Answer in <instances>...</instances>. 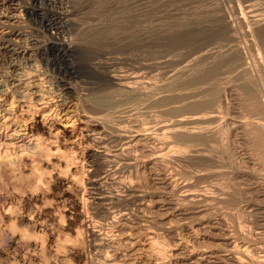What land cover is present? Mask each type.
Masks as SVG:
<instances>
[{"label": "rangeland", "instance_id": "obj_1", "mask_svg": "<svg viewBox=\"0 0 264 264\" xmlns=\"http://www.w3.org/2000/svg\"><path fill=\"white\" fill-rule=\"evenodd\" d=\"M15 3L18 10L13 12L15 17L12 13L4 14L13 15L9 20L14 24L11 26L22 32L18 44L25 49L30 47L28 52L32 55L30 59L22 57L27 59L25 62L20 58L22 65L19 59V64L14 61L23 71L19 69L12 76L0 77L3 89L0 125L18 123L20 132L25 133L23 137L30 134L33 142L39 140L50 147L45 154L22 156L24 159L19 160L22 163L16 161L12 166H0V264H264L261 257L264 256V133H260L264 130L256 124L258 120L259 123L264 121V46L256 33L258 28L264 29V0H16ZM253 3L256 8L249 13L248 8H252ZM4 11V7H0V13ZM253 12L255 15H251ZM215 16L220 17L219 22ZM245 17L247 23L242 20ZM252 18H258L253 21L255 24ZM185 19L206 28L193 26ZM211 20L215 21L214 25ZM160 22L174 25L168 28L176 32V26L179 31L174 32L175 36L160 40L159 34L152 32ZM47 23L59 27L56 40L51 37L53 30L45 27ZM181 25L189 30V35L187 29L179 27ZM5 26L0 23V34L7 30ZM182 30L186 34L180 32ZM194 30L205 33L196 34ZM250 31L256 32L251 35ZM251 38L257 40L251 41ZM61 39L70 42L72 48L64 50ZM33 44L37 46L34 48ZM230 46H234L233 51L229 50ZM203 49L215 54H206ZM198 53H202L200 57ZM4 55L0 75L9 70L10 58L7 53ZM183 67L187 68L185 72ZM111 75L123 77V85H129L132 91L129 97L116 93L118 85L112 82ZM71 82L72 93L62 90L71 86ZM63 83L69 85L63 87ZM195 87L202 89L183 95L178 101L175 97L176 102L204 99L203 102L208 101L204 106L168 112V107L177 104L175 98L159 102L162 104L152 103V97L158 94L184 93L196 90ZM39 88L45 100L33 94L32 90ZM104 99L109 100H106L108 105L101 101ZM95 102L101 106L90 107L93 103L96 106ZM257 105L261 110L256 109ZM196 109L208 113L216 110L218 120L207 123L214 127L204 124L208 131L201 141L189 140L187 144L182 136L174 140V133L168 134L173 128V118ZM85 114H97L98 119H89ZM182 148L186 154L172 156L173 150L178 153ZM53 150L55 154L50 152ZM160 150L168 154L166 157L163 154L166 159L158 154ZM196 150L207 153L206 158L202 153L197 155ZM28 156L33 157L32 160ZM96 177L103 184L99 180L100 183L93 185ZM129 183L132 191L127 189ZM181 186L190 189L184 193L179 189ZM190 190L196 195H191ZM201 194L204 195L201 197ZM190 197L195 198L194 201ZM237 247L242 248L243 253ZM237 252V257L243 256L244 261L235 257ZM246 253L249 256H244ZM257 254L263 260L258 259Z\"/></svg>", "mask_w": 264, "mask_h": 264}, {"label": "bare ground", "instance_id": "obj_2", "mask_svg": "<svg viewBox=\"0 0 264 264\" xmlns=\"http://www.w3.org/2000/svg\"><path fill=\"white\" fill-rule=\"evenodd\" d=\"M19 1V0H18ZM172 1V0H171ZM177 1V0H176ZM252 1H255V0H252ZM16 2V0H0V7H2V9H3V7H4V12L3 13H0V23L1 24H3V25H7V26H5V27H7L6 29L7 30H5L3 33H1L0 34V61H1V56H3L4 54H8V55H6V56H8L9 58H10V60H9V63H8V68H9V70L8 71H3L4 72V74L2 73L1 75H0V77H8V76H12L13 74V72L15 73V72H17L19 69H21V66L19 67L18 66V59H19V62H20V65H22L21 64V61H20V58H22V57H26L27 59H30L31 58V53H29L28 51H29V49H31L30 47H29V49H28V47H27V49H25L26 47L24 46H21V45H19L18 44V42H20L21 40H22V32H19L18 30H16V29H14V27H12L11 26V22L9 21V20H12L11 18L13 17V15H14V17H15V14L13 13L14 11H16L17 10V3H15ZM180 2V1H179ZM251 2V1H250ZM20 3H21V1H20ZM164 3V2H163ZM178 3V2H177ZM142 4H144V3H142ZM181 4V3H180ZM186 4V3H185ZM245 4V3H244ZM29 5V4H28ZM140 5V4H139ZM173 5V4H172ZM240 5V4H239ZM253 5V6H252ZM251 6H252V8H248V6H246L247 8H248V11L250 10L251 12H252V9H254V8H256L255 6H254V3L252 4ZM135 6H137V4L135 5ZM174 6V5H173ZM181 6V5H180ZM184 6V5H183ZM217 6V5H216ZM219 6V5H218ZM26 7V6H25ZM29 7V6H28ZM35 7V6H34ZM37 7H39V6H37ZM166 7V6H165ZM177 7V6H176ZM206 7V6H205ZM250 7V6H249ZM254 7V8H253ZM259 7V6H258ZM257 7V8H258ZM36 8V7H35ZM136 8V7H135ZM138 8H139V6H138ZM144 8V7H143ZM174 8H175V6H174ZM180 8V7H179ZM203 8V7H202ZM214 8V7H213ZM41 9V8H40ZM172 9V8H171ZM170 9V10H171ZM216 9V8H215ZM243 9V8H242ZM18 11V10H17ZM177 11V10H176ZM185 11V10H184ZM203 11V10H202ZM210 11H212V10H210ZM243 11V10H242ZM250 11H249V13H250ZM12 13L13 15H11V16H6L4 13ZM67 12V11H66ZM141 12V11H140ZM166 12V11H165ZM207 12V11H206ZM206 12H204L205 13V15H207L208 16V14H206ZM216 12H217V9H216ZM219 12V11H218ZM255 12V11H254ZM254 12H253V14L251 13V15H255L254 14ZM257 12V11H256ZM262 12V11H261ZM43 13V12H42ZM65 13V12H64ZM164 13V12H163ZM162 13V14H163ZM180 13V12H179ZM208 13H209V11H208ZM211 13V12H210ZM213 13H215V12H213ZM213 13H212V15H213ZM17 14V13H16ZM25 14V13H24ZM62 14V13H61ZM69 14V13H68ZM142 14V13H141ZM180 14H182V13H180ZM240 14V13H239ZM238 14V15H239ZM243 14V13H242ZM257 15L258 14H261V13H256ZM200 15L202 16L203 15V13L201 14L200 13ZM204 15V16H205ZM211 15V16H212ZM214 15H216V14H214ZM238 15H236L237 17H238ZM245 15L247 16V14L245 13ZM250 15V14H249ZM250 15V16H251ZM262 15V14H261ZM260 15V16H261ZM184 16V15H183ZM222 16V15H221ZM244 17V15H241V17ZM249 16V17H250ZM260 16H259V18H260ZM13 17V18H14ZM176 17V16H175ZM206 17V16H205ZM205 17H203V20H204V18ZM216 17V16H215ZM242 17V18H243ZM30 18V17H29ZM51 18V17H50ZM68 18V17H67ZM185 18V17H184ZM197 18V17H196ZM195 18V19H196ZM198 18H199V15H198ZM197 18V19H198ZM200 18H202V17H200ZM211 19H214V17L212 18V17H210ZM220 18L219 16L218 17H216L215 19L216 20H218V19ZM239 18V17H238ZM241 18V19H242ZM248 18V17H247ZM254 18V17H253ZM252 18V19H253ZM21 20H22V18H20ZM35 19V18H34ZM60 19V18H59ZM70 19H72V18H70ZM164 19V18H163ZM166 19V18H165ZM176 19V18H175ZM194 19V20H195ZM207 19V18H206ZM214 19V20H215ZM222 20L224 19V17L223 18H221ZM250 19V18H249ZM255 19H258V18H255ZM255 19H253L251 22H255ZM262 19V18H261ZM261 19H259V20H261ZM40 20V19H39ZM191 20H193V19H191ZM229 20V19H228ZM227 20V21H228ZM238 20V19H237ZM240 20V19H239ZM238 20V21H239ZM242 20H245V23H247L246 22V17L244 18V19H242ZM241 20V21H242ZM24 21V20H23ZM35 21V20H34ZM62 21V20H61ZM71 21V20H70ZM75 21V20H74ZM172 21V20H171ZM185 21L186 22H190L191 23V21H190V19L187 21V19H185ZM197 21V20H196ZM206 21V20H205ZM204 21V22H205ZM212 21V20H211ZM224 21H225V19H224ZM238 21L236 22V23H238ZM249 21V20H248ZM264 21V20H263ZM9 22V23H8ZM29 22V21H28ZM64 22V21H63ZM168 22V21H167ZM170 22V21H169ZM186 22L184 23V24H186ZM194 22V21H193ZM191 23L193 26L194 25H197V24H194V23H196V22H194V23ZM198 22V21H197ZM201 22V24H202V21H200ZM203 22V24L205 25V23ZM207 22V21H206ZM213 22V21H212ZM215 22V21H214ZM213 22V24L212 25H214L215 23ZM217 22V21H216ZM218 22H219V20H218ZM222 22V21H221ZM243 22V21H242ZM253 22V23H254ZM79 23H81V22H79ZM171 23V22H170ZM190 23H189V26H190ZM199 23V22H198ZM227 23V22H226ZM240 23V22H239ZM238 23V24H239ZM248 23H250V22H248ZM257 23H258V21H257ZM27 24H29V23H27ZM36 24V23H35ZM56 24V23H55ZM75 24V23H74ZM175 24H177V22L175 23ZM179 24V23H178ZM207 24H208V22H207ZM210 24V23H209ZM210 24V25H211ZM225 24V23H224ZM233 24V23H232ZM242 24V23H241ZM250 24H252V23H250ZM249 24V25H250ZM255 24V23H254ZM258 24H260V23H258ZM12 25H14V24H12ZM37 25V24H36ZM46 26L45 27H47V30L48 29H51V30H53V31H51V37L53 38V39H55L56 37H57V35L59 34V27H56V26H51L52 24H49V23H47V24H45ZM72 25V24H71ZM168 25H170V27H173V26H171V24H169V23H165V22H160V23H157V27H155V29H153V33H157V34H159V36H160V40H162L163 39V41H164V39H168L169 37H172V35H174L176 32H178L179 31V29H177V27L175 26V29L176 30H178V31H174V30H172V29H170V28H168ZM192 25L190 26L191 28H192ZM200 25V24H199ZM199 25H197V26H199ZM218 24L216 23V26H217ZM248 25V24H247ZM262 25V24H261ZM30 26V25H29ZM39 26V25H38ZM178 26V25H177ZM188 26V25H187ZM202 25H200V27H201ZM216 26H215V28H216ZM233 26V25H232ZM26 27V26H25ZM35 27V26H34ZM61 27V26H60ZM179 27H182V25L181 26H179ZM178 27V28H179ZM190 27H189V29H190ZM200 27H199V29H200ZM221 27V26H220ZM228 27V26H227ZM251 27H252V25H251ZM251 27L249 28V26H248V28H249V30L251 29ZM253 27H254V25H253ZM252 27V28H253ZM256 27H257V25H256ZM22 28H24V27H22ZM37 28V27H36ZM36 28H34V29H36ZM70 28V27H69ZM182 28H184L185 29V27H182ZM196 29H197V27H195ZM202 28V27H201ZM205 28H206V25H205ZM204 27L202 28L203 30L205 29ZM208 28V30H209V27H207ZM214 28V29H215ZM247 28V29H248ZM21 29V28H20ZM64 29V28H63ZM174 29V28H173ZM183 29V30H184ZM187 29V28H186ZM185 29V30H186ZM202 29H200V30H202ZM213 29V28H212ZM211 29V30H212ZM218 29V28H217ZM216 29V30H217ZM256 29V28H255ZM31 30H33V29H31ZM180 30H181V28H180ZM183 30L182 31H180V32H183ZM184 30V31H185ZM188 30V29H187ZM198 31V32H200V33H205V31H203V32H201V31ZM211 30H209V31H211ZM254 30V29H253ZM42 31V30H41ZM191 31V30H190ZM193 31V30H192ZM191 31V32H192ZM197 31V30H196ZM213 31V30H212ZM175 32V33H174ZM188 32H189V30H188ZM187 32V33H188ZM197 32V33H198ZM215 32V31H214ZM223 32V31H222ZM226 32V31H225ZM247 32V31H246ZM251 32V31H250ZM256 32V31H255ZM255 32L253 31V32H251V33H249V34H251L252 35V33H254L255 34ZM142 33V32H141ZM183 33H185V32H183ZM194 33H196L195 32V30H194ZM196 33V34H197ZM243 33V32H242ZM244 33H245V31H244ZM248 33H246V35H248V36H250ZM257 35H258V38H259V40H260V42H261V44L264 46V29L263 28H258V30H257ZM27 34H29V33H27ZM34 34V33H33ZM186 34V33H185ZM185 34H182V35H184V38H185ZM190 34V32L188 33V35ZM192 34V33H191ZM199 34V33H198ZM211 34V33H210ZM214 34V33H213ZM216 34V33H215ZM218 34V33H217ZM179 35H181V33L179 34ZM195 35V34H194ZM206 35V34H205ZM221 35V34H220ZM232 35V34H231ZM245 35V36H246ZM48 36V35H47ZM175 36V35H174ZM227 36V35H226ZM256 36V35H255ZM34 37V36H33ZM59 37H61V36H59ZM250 37H252V36H250ZM13 38H15V39H13ZM25 38V37H24ZM36 38V37H35ZM143 38H145V36L143 37ZM183 38V37H182ZM187 38V37H186ZM245 38H247V37H245ZM17 39V40H16ZM41 39V38H40ZM59 39V38H58ZM179 39V38H178ZM189 39V38H188ZM229 39V38H228ZM254 39H256V38H253V40H252V38H251V41H254ZM29 40V39H28ZM42 40V39H41ZM56 40V39H55ZM62 40V39H61ZM182 40V39H181ZM185 40V39H184ZM231 40V39H230ZM236 40V39H235ZM249 40V39H248ZM257 40V39H256ZM38 41H40V40H38ZM48 41L50 42V41H52L51 39L49 40L48 39ZM67 41V40H66ZM66 41H61L62 43H63V45H61V47L64 49V50H68V49H70V48H72V46H71V44H70V42H66ZM170 41V40H169ZM172 41V40H171ZM170 41V42H171ZM48 42V43H49ZM53 42V41H52ZM55 42V41H54ZM60 42V41H59ZM227 42V41H226ZM226 42H224V43H226ZM256 42V41H255ZM254 42V43H255ZM33 43V42H32ZM46 43V42H45ZM56 43V42H55ZM54 43V44H55ZM259 43V42H258ZM36 44V43H35ZM57 44H58V42H57ZM179 44V43H178ZM221 44V43H220ZM260 44V43H259ZM39 46H40V44H38ZM51 45H53V44H51ZM218 45V44H217ZM224 45V44H223ZM226 45V44H225ZM231 45V44H230ZM234 45V44H233ZM236 45V44H235ZM252 45V44H251ZM35 46H37V45H35ZM35 46H34V44H33V47L35 48ZM38 46V47H39ZM42 46V45H41ZM209 46V45H208ZM227 46V45H226ZM44 47V46H43ZM42 47V48H43ZM59 47V46H58ZM214 47V46H213ZM231 48L229 49V50H232V48L234 47V46H230ZM46 48V47H45ZM45 48H44V50H45ZM50 48V47H49ZM203 48V47H202ZM205 48V47H204ZM207 48V47H206ZM209 48V47H208ZM221 48V47H220ZM228 48V47H227ZM238 48V47H237ZM61 49V48H60ZM74 50H75V48H73ZM80 49V48H79ZM79 49H77V50H79ZM209 49H211V48H209ZM213 49V48H212ZM202 50V49H201ZM204 51L206 50V49H203ZM223 50V49H222ZM236 50V49H235ZM35 51V50H34ZM36 51H38V50H36ZM207 51V50H206ZM205 51V52H206ZM224 51V50H223ZM233 51V50H232ZM72 52V51H71ZM219 52H220V50H219ZM222 52V51H221ZM231 52V51H230ZM208 52H206V54H207ZM209 53H214V51H210ZM208 53V54H209ZM202 54V53H201ZM201 54L199 55V53H198V55H199V57L201 56ZM205 53H204V57H206L207 55H206ZM215 54V53H214ZM214 54H212V55H214ZM223 54H226L225 52L223 53ZM229 54V53H228ZM227 54V55H228ZM217 55V54H216ZM215 55V56H216ZM5 56V55H4ZM3 56V57H4ZM209 56V55H208ZM220 56H223V55H220ZM182 57V56H181ZM224 57V56H223ZM7 58V57H6ZM5 58V59H6ZM194 58V57H193ZM196 58V57H195ZM194 58V59H195ZM214 58V57H213ZM8 59V58H7ZM26 59V60H27ZM34 59H35V56H34ZM33 59V60H34ZM168 59V58H167ZM198 58H196V60H197ZM205 59V58H204ZM203 59V60H204ZM3 60V59H2ZM17 61V63L18 64H16L14 61ZM22 60H23V58H22ZM26 60H23L24 62L26 61ZM170 60V59H169ZM200 60L202 61V59L200 58ZM213 60V59H212ZM36 61V60H35ZM162 61V60H161ZM191 61V60H190ZM189 61V62H190ZM195 60H192V62H194ZM5 62V61H4ZM160 62V61H159ZM164 62V61H163ZM162 62V63H163ZM188 62V63H189ZM192 62H190L191 64H192ZM3 62L1 61V64H2ZM28 63H30V64H32L33 63V61H32V63L31 62H28ZM27 62H26V64H28ZM181 63V62H180ZM189 63V64H190ZM5 64H7V63H5ZM3 65V64H2ZM33 65V64H32ZM31 65V66H32ZM34 65H35V63H34ZM33 65V66H34ZM186 65H188V64H186ZM185 65V66H186ZM37 66V65H36ZM184 66V65H183ZM4 67V66H3ZM27 67V66H26ZM39 67V66H38ZM182 67V66H181ZM180 67V68H181ZM187 68H188V66H186ZM185 67V68H186ZM23 68V67H22ZM35 68V67H34ZM184 68V67H183ZM185 68H184V72L186 71L185 70ZM186 68V69H187ZM190 68V67H189ZM244 68V67H243ZM2 69V68H1ZM0 69V70H1ZM38 69V68H37ZM190 69H192V68H190ZM4 70V69H3ZM22 70V69H21ZM28 69H26V71H27ZM76 70V69H75ZM179 70H181V72H183L182 70L183 69H179ZM243 70V69H242ZM245 70V69H244ZM243 70V71H244ZM23 71V70H22ZM26 71H25V73H26ZM31 71V70H30ZM246 71V70H245ZM2 72V71H1ZM19 72V71H18ZM36 72V71H35ZM76 72V71H75ZM8 73V74H7ZM53 73V72H52ZM6 74V75H5ZM12 74V75H11ZM16 74V73H15ZM21 74V73H20ZM51 74V73H50ZM55 74V73H54ZM41 75V74H40ZM49 75V74H48ZM56 75V74H55ZM22 76V75H21ZM27 76V75H26ZM52 76V75H51ZM65 76V75H64ZM20 77V76H19ZM46 77V76H45ZM53 77V76H52ZM58 77V76H57ZM14 78V77H13ZM13 78H11V79H13ZM27 78V77H26ZM31 78V77H30ZM48 78V77H47ZM9 79V78H8ZM15 79H16V77H15ZM28 79V78H27ZM35 79V78H34ZM46 79V78H45ZM66 79H68L67 77H66ZM123 77H119V76H115V75H111V80H112V82L114 83V84H116V85H118V87L116 88L117 90H119V91H116V93L117 92H120L122 95H125V97H126V95H127V97H129V95L130 94H132V91L131 90H129V88H130V86L129 85H123L125 82H123ZM3 80V79H2ZM4 80H6V81H8L7 79H5L4 78ZM20 80H22V79H20ZM52 80V79H51ZM62 80V79H61ZM64 80V79H63ZM5 81V82H6ZM10 81V80H9ZM12 81H14V80H12ZM32 81V80H31ZM55 81V80H54ZM59 81V80H58ZM4 82V84H6ZM49 82V81H48ZM73 82V81H72ZM72 82H71V86H66V87H64L63 85H66V84H68V83H63L62 84V86L64 87V88H62V90L63 89H66L69 93H72ZM111 82V81H110ZM111 82V83H112ZM127 82H129V81H127ZM12 83V82H11ZM18 83V82H17ZM16 83V84H17ZM19 83H21V81H19ZM39 83V82H38ZM50 83V82H49ZM48 83V84H49ZM75 83V82H74ZM73 83V84H74ZM3 84V85H4ZM15 84V85H16ZM25 84V83H24ZM35 84V83H34ZM46 84V83H45ZM47 84V85H48ZM56 84V83H55ZM107 84V83H106ZM19 86H20V84H18ZM22 85V84H21ZM69 85V84H68ZM113 85V84H112ZM1 86H2V82H0V93H1V91L3 90V89H1ZM23 86V85H22ZM44 86V85H43ZM42 86V87H43ZM54 86V85H53ZM206 86V85H205ZM8 87V86H7ZM16 87H18V86H16ZM52 87V86H51ZM59 87V86H58ZM76 87V86H75ZM116 87V86H115ZM10 88V87H9ZM14 88V87H13ZM24 88V87H23ZM34 88H35V86H34ZM41 88V87H40ZM40 88L39 89H37L36 91H34V90H32L33 91V94H35V95H37V97H39V99L41 98V99H44V97L42 98V93H40V92H42V90H40ZM107 88V87H106ZM111 88H113V87H111ZM196 88V87H195ZM194 88V89H195ZM29 89V88H28ZM43 89V88H42ZM172 89V88H171ZM198 88H196V90H193V89H191V90H188L187 92H185V91H183L184 93H179V91L177 92V93H171V94H167V95H161L160 96V94H158L159 96H157V97H152V103H159V102H162V101H165V100H167V99H169L170 100V98H175V97H177V101H178V98H179V100H180V97H183V95H185L186 96V94H193V93H197V91H200L202 88H200L199 90H197ZM203 89H205V88H203ZM10 90V89H9ZM16 90V89H15ZM65 90V91H66ZM76 89H74V91H75ZM112 90V89H111ZM115 90V89H114ZM161 90H165V89H161ZM174 90V89H173ZM175 90H176V88H175ZM180 90V89H179ZM183 90V89H182ZM17 91V90H16ZM25 91V90H24ZM46 91V90H45ZM105 91H108V90H105ZM205 91V90H204ZM245 91V90H244ZM4 92V91H3ZM15 92V91H14ZM58 92V91H57ZM85 92V91H84ZM110 92V91H109ZM115 92V91H114ZM170 92V91H169ZM175 92V91H174ZM182 92V91H181ZM201 92H203V91H201ZM17 93V92H16ZM48 93V92H47ZM46 93V94H47ZM55 93V92H54ZM63 93V92H62ZM67 93V92H66ZM99 93H101V92H99ZM103 93V92H102ZM107 93V92H106ZM106 93L104 94V95H106ZM113 93V92H112ZM115 93V94H116ZM154 93V92H153ZM152 93V94H153ZM166 93H167V91H166ZM165 93V94H166ZM248 93V92H247ZM250 93H251V90H250ZM2 94V93H1ZM4 94V93H3ZM6 94V93H5ZM15 94V93H14ZM24 94V93H23ZM23 94H21V92H20V95H22L23 97H24V95ZM76 94V93H75ZM114 94V93H113ZM150 94V93H149ZM249 94V93H248ZM253 94V93H252ZM45 95V94H44ZM43 95V96H44ZM59 95V94H58ZM65 95V94H64ZM100 95V94H99ZM146 95H148V94H146ZM157 95V94H156ZM198 95V94H197ZM197 95H196V97H197ZM251 95V94H250ZM71 96V95H70ZM75 96V95H74ZM73 96V97H74ZM78 96V95H77ZM84 96V95H83ZM107 96V95H106ZM105 96V97H106ZM115 96V95H114ZM188 96V95H187ZM15 97V96H14ZM21 97V96H20ZM64 97V96H63ZM80 97V96H79ZM94 97H95V95H94ZM93 97V98H94ZM120 97V96H119ZM118 97V98H119ZM189 97V99H190V96H188ZM199 97V96H198ZM205 97V96H204ZM72 98V97H71ZM90 98V97H89ZM104 98V97H103ZM108 98V97H107ZM110 98V97H109ZM150 98V97H149ZM184 98V97H183ZM182 98V99H183ZM191 98H192V96H191ZM34 99V98H33ZM38 99V98H37ZM37 100V101H40V100ZM56 99V98H55ZM97 99V98H96ZM100 99H101V97H100ZM185 99H186V97H185ZM196 99V98H195ZM194 98L191 100H188V101H185V103H184V101H182V103L183 104H178L177 102H176V98L174 99V101L178 104H176L175 106L173 105V106H170V107H168V112H173V111H179L180 109L182 110V109H187L188 108V110H190L189 108L190 107H194V108H197V107H200L201 105H203L204 104V102H203V100L204 99H202V100H195ZM199 99V98H198ZM201 99V98H200ZM206 99H209V98H207L206 97ZM12 100V99H11ZM30 100V99H29ZM45 100V99H44ZM63 100H65V99H63ZM62 100V101H63ZM85 100H87V98L85 99ZM93 100V99H92ZM92 100H91V102H92ZM97 100H99V99H97ZM107 99H104V100H101V101H103L104 103H105V101H106ZM117 100V99H116ZM3 101V100H2ZM5 101V100H4ZM36 101V100H35ZM36 101V102H37ZM100 101V100H99ZM107 101H109V100H107ZM106 101V105H108L107 102ZM112 101H114V99L112 100ZM120 101H121V99H120ZM42 101H40L39 103H41ZM44 102V101H43ZM50 102V101H49ZM90 102V103H91ZM115 103H116V101H114ZM168 102V101H167ZM170 102V101H169ZM173 102V101H172ZM207 100H206V104H207ZM45 103V102H44ZM80 103V102H79ZM96 103V102H95ZM98 103V104H97ZM96 103V106H95V104L93 103L92 105H90V107H92V108H94V109H96L95 107H97L98 105H100L99 104V102H97ZM101 104H104V103H102V102H100ZM1 104V103H0ZM43 104V103H42ZM111 104V103H110ZM109 104V105H110ZM118 104V103H117ZM159 104H162V103H159ZM158 104V105H159ZM62 105H64V104H62ZM81 105H83V104H81ZM80 105V106H81ZM112 105H113V103H112ZM156 104H154V106H155ZM5 106V105H4ZM86 106V105H85ZM101 106V105H100ZM115 106V105H114ZM161 106V105H160ZM204 106V105H203ZM202 106V107H203ZM13 107V106H12ZM99 107V106H98ZM103 107V106H102ZM80 108V107H79ZM5 109H7V108H4L3 110H5ZM13 109V108H12ZM82 109H83V107H82ZM89 109V108H88ZM109 109V108H108ZM256 109L257 110H261V108H260V106L259 105H257L256 106ZM66 110V109H65ZM81 110V109H80ZM79 110V111H80ZM91 110V109H90ZM104 110L106 111V109L104 108ZM127 110V109H126ZM197 110V109H196ZM194 111V110H191V111H193V112H191V111H187V115H184V114H182V116H180V115H178V116H180L179 118L177 117L176 119L175 118H173L174 119V121H172L173 122V124L171 123V121H170V123H171V125H173V128H172V131L170 132V131H167V133L168 132H170V133H168V134H170V135H172V132L174 133L173 135H175L176 137H175V139L173 138V137H169V138H173L174 140H176V138H177V136H182L185 140H187V141H185L184 139V141L187 143V144H189V140H202L201 139V137H204L205 136V134L206 133H204L210 126H211V124L208 126V122H216L215 120H218L217 119V116L218 115H216L215 114V111H214V113H211V112H202V111H200V110H202V109H200V110H197V111ZM7 111V110H6ZM58 111V110H57ZM86 111V110H85ZM184 111V110H183ZM5 112V111H4ZM87 112H88V110H87ZM96 112V111H95ZM99 112V111H98ZM98 112H96V113H98ZM113 112H114V110H113ZM118 112H119V110H118ZM180 112V111H179ZM182 112V111H181ZM92 113V112H91ZM100 113V112H99ZM109 113V112H108ZM115 113V112H114ZM129 113V112H128ZM4 114V113H3ZM9 114V113H8ZM11 114V113H10ZM13 114V113H12ZM64 114V113H63ZM67 114V113H66ZM90 114V113H89ZM116 114H117V112H116ZM120 114V113H119ZM73 115H74V113H73ZM102 115V114H101ZM106 115H107V112H106ZM124 115V114H123ZM126 115H128V114H126ZM46 116V115H45ZM111 116H112V114H111ZM121 116H122V114H121ZM129 116V115H128ZM127 116V117H128ZM2 117V116H1ZM68 117V116H67ZM85 117H89V119L90 118H96V119H98L97 117V114H96V116L94 115V116H92V115H86L85 114ZM113 117H114V114H113ZM116 117H118V116H116ZM109 118V117H108ZM3 119V118H2ZM13 119V118H12ZM105 119V118H104ZM107 119V118H106ZM127 119V118H126ZM81 120V119H80ZM114 120V119H113ZM121 120V119H120ZM240 120H243V119H240ZM245 121H247L246 119H244ZM253 120V119H252ZM6 121V120H5ZM101 121V120H100ZM117 121V120H116ZM119 121V120H118ZM245 121H243V122H245ZM256 121V120H255ZM254 121V122H255ZM248 122V121H247ZM253 121H251L250 123H252ZM253 122V123H254ZM257 122V121H256ZM260 121L258 120V123H256L257 125H258V127L260 126L261 128V130L263 129L264 130V124H261L262 122H264V121H262L261 123H259ZM7 123V122H6ZM71 123V122H70ZM160 123V122H159ZM252 123V124H253ZM0 124H2V123H0ZM72 124V123H71ZM158 124V123H157ZM165 124V126L167 127L168 125L166 124V123H164ZM207 124V127L205 126V125ZM215 124H218L219 125V123H215ZM221 124V123H220ZM244 124V123H243ZM252 124H250L251 125V127H252ZM6 124H3V125H0V166H2V165H4L5 166V164H8L9 166L11 165H14V163H17L16 161H18V162H20L19 160L22 158V156H24V155H29L30 156V154H37V156H38V154H45V152H46V149L49 151V144H48V148L46 147L47 145H44L43 143H40V142H38L39 140H37V139H35V140H37L36 142H33V136L32 135H28V136H25L24 135V137L22 136L23 134H25V133H22L23 131H21L20 132V125L18 124V123H15L14 122V124H13V126H5ZM66 125V124H65ZM108 125H110V124H108ZM223 125V124H222ZM244 125H248V124H244ZM255 125V124H254ZM114 126H116V124L114 125ZM161 126V125H160ZM165 126H163V130L162 131H164V127ZM212 126L214 127V125L212 124ZM211 126V127H212ZM216 126V125H215ZM221 126V125H220ZM219 126V127H220ZM108 127H110V126H108ZM119 127V126H118ZM121 127V126H120ZM119 127V128H120ZM159 127V126H158ZM169 127V126H168ZM172 127V126H171ZM218 127V126H217ZM24 128V127H23ZM111 128V127H110ZM114 128V127H113ZM116 128V127H115ZM146 128V127H145ZM221 128V127H220ZM225 128V127H224ZM256 128V125H255V127H254V129ZM109 129V128H108ZM143 129V128H142ZM159 129V128H158ZM161 129V128H160ZM168 129V128H167ZM171 129V128H170ZM212 129V128H211ZM214 129H216V127L214 128ZM213 129V131L215 132V130ZM219 129V128H218ZM217 129V130H218ZM226 129V128H225ZM57 130V129H56ZM130 130H132V128L130 129ZM139 130V129H138ZM169 130V129H168ZM210 130V129H209ZM220 130V129H219ZM223 130V129H222ZM257 130V129H256ZM142 131V130H141ZM144 131H146V130H144ZM148 131V130H147ZM159 131V130H158ZM166 131V130H165ZM164 131V132H165ZM208 131V130H207ZM260 131V130H259ZM125 132V131H124ZM156 132H157V130H156ZM221 132H223V131H221ZM225 132V131H224ZM258 132V131H257ZM155 133V132H154ZM208 133H211V132H208ZM260 133H264V132H260ZM259 133V134H260ZM27 134V133H26ZM103 134V133H102ZM148 134H150V132L148 133ZM160 134V133H159ZM162 134V133H161ZM165 134V133H164ZM212 134V133H211ZM214 134V133H213ZM90 135V134H89ZM114 135H116V134H114ZM120 135V134H119ZM126 135H127V133H126ZM158 135V134H157ZM169 135V136H170ZM210 134H208V136H209ZM219 135H220V133H219ZM224 134H222V136H223ZM258 135V134H257ZM261 135V134H260ZM264 135V134H263ZM263 135H262V138H263ZM99 136V135H98ZM130 136V135H129ZM128 136V137H129ZM142 136V135H141ZM154 136V135H153ZM152 136V137H153ZM161 136V135H160ZM27 137V138H26ZM52 137V136H51ZM114 137V136H113ZM126 137V136H125ZM151 137V136H150ZM155 137V136H154ZM157 137V136H156ZM162 137H163V134H162ZM161 137V138H162ZM164 137H165V135H164ZM163 137V138H164ZM181 137V138H182ZM259 137V136H258ZM261 137V136H260ZM36 138H39V137H36ZM90 138V137H89ZM93 138V137H92ZM98 138V137H97ZM109 138V137H108ZM121 138H122V135H121ZM140 138V137H139ZM145 138V137H144ZM168 138V137H167ZM179 138V137H178ZM196 138H200V139H196ZM206 138V137H205ZM39 139H41V138H39ZM99 139V138H98ZM117 139V138H116ZM126 139L127 140H129L130 138H127L126 137ZM131 139H132V137H131ZM259 139H261V138H259ZM112 140V139H111ZM121 140V139H120ZM134 140V139H133ZM143 140V139H142ZM157 140H158V138H157ZM159 140H161V139H159ZM90 141H91V139H90ZM95 141V140H94ZM179 141L180 140H178V143H179ZM183 141V142H184ZM102 142H104V141H102ZM129 142H130V140H129ZM131 142H132V140H131ZM142 142V141H141ZM140 142V143H141ZM180 142H182V141H180ZM49 143V142H48ZM121 143V142H120ZM123 143V142H122ZM126 143H128L127 141H126ZM133 143V142H132ZM137 143V142H136ZM140 143H138V144H140ZM191 143V142H190ZM47 144V143H46ZM104 144H106V148H107V143H104ZM103 144V145H104ZM124 144V143H123ZM128 144H130V143H128ZM135 144V143H134ZM137 144V145H138ZM181 144V143H180ZM184 144V143H183ZM182 144V145H183ZM187 144L185 145L184 144V147H186L187 146ZM129 146V145H128ZM132 146V145H131ZM134 146H136V145H134ZM125 147V146H124ZM127 147V146H126ZM125 147V148H126ZM128 148V147H127ZM96 149V148H95ZM117 149H118V147H117ZM117 149H114V150H117ZM119 149H120V147H119ZM131 149V148H130ZM106 150V149H105ZM124 150V149H123ZM128 150V149H127ZM135 150V149H134ZM54 151L55 150H53V151H50L51 153L53 152L54 153ZM57 151V150H56ZM60 151V150H59ZM59 151H57V153H60ZM121 151H122V149H121ZM124 151H126V150H124ZM123 151V152H124ZM130 151V150H129ZM133 151V150H132ZM161 151V150H160ZM174 151L175 150H173V152H172V156L174 155V154H176L177 156H178V154L180 153H184V154H186L187 152L185 151V152H182L183 151V148H182V150H178L177 152L178 153H174ZM197 151V155L198 154H201L202 153V157H204L205 156V158H206V154L207 153H204L203 154V152H199V150H196ZM92 152V151H91ZM111 152V151H110ZM113 152V151H112ZM135 152V151H134ZM133 152V153H134ZM176 152V151H175ZM47 153V152H46ZM50 153V154H51ZM52 153V154H53ZM56 153V152H55ZM54 153V154H55ZM106 153V152H105ZM117 153H118V151H117ZM119 153H122V152H120L119 151ZM127 153V155H128V152H126ZM125 153V154H126ZM130 153V152H129ZM166 153V152H165ZM169 153H171V152H169ZM49 154V153H48ZM51 154V155H52ZM68 154V153H67ZM95 154V153H94ZM103 154V153H102ZM110 154V153H109ZM115 154H116V152H115ZM157 154V153H156ZM155 154V155H156ZM159 155H161V157H162V155L164 154V151H163V154H162V151L160 152V153H158ZM180 154H179V156H180ZM194 154H196V152L195 153H193V154H191V155H194ZM61 155V154H60ZM154 155V154H153ZM154 155V156H155ZM159 155H157V158H158V156ZM165 155V157H166V155H168L167 153L166 154H164ZM164 155H163V157H164ZM175 155V156H176ZM190 154H188V156H189ZM28 156V157H29ZM31 156H33V155H31ZM36 156V157H37ZM46 157L47 156H49V155H45ZM103 156V155H102ZM115 155L113 154L112 155V157H114ZM120 156H122V155H120ZM120 156H117V158L118 157H120ZM123 156H125L124 154H123ZM122 156V157H123ZM136 156V155H135ZM170 156H171V154H170ZM171 156V157H172ZM183 156V155H182ZM185 156V155H184ZM208 156H210V154L209 155H207V157ZM27 157V156H26ZM35 157V156H34ZM92 157V156H91ZM107 157V156H106ZM125 157H127V156H125ZM164 157V158H165ZM168 157V156H167ZM29 158H31V157H29ZM33 158V157H32ZM32 158H31V160H32ZM40 158V157H39ZM45 158V157H44ZM43 158V159H44ZM115 158V157H114ZM124 158V157H123ZM131 158V157H130ZM133 158V157H132ZM152 158H153V156H152ZM174 158V157H173ZM176 158V157H175ZM179 158H183V157H179ZM185 158V157H184ZM24 159V158H23ZM23 159H21V160H23ZM119 159H121V158H119ZM126 160H127V158H125ZM125 159H121V160H125ZM136 159V158H135ZM139 159V158H138ZM145 159H147V158H145ZM145 159H144V161H145ZM159 159H161V158H159ZM166 159V158H165ZM207 159H209V158H207ZM30 160V162H32ZM39 160V159H38ZM42 160V159H41ZM109 160H111V159H109L108 158V161ZM164 160V159H163ZM170 160V159H169ZM179 160V159H178ZM181 160V159H180ZM34 161V160H33ZM105 161V160H104ZM135 161V160H134ZM36 162V161H35ZM39 162V161H38ZM103 162V161H102ZM131 162H133V161H131ZM138 162V161H137ZM165 162V161H164ZM173 162V161H172ZM20 163H22V162H20ZM99 163V162H98ZM104 163V162H103ZM126 163H128V162H126ZM162 163V162H161ZM19 164V163H18ZM28 164V163H27ZM34 164V163H33ZM119 164V163H118ZM122 165L121 166H123V162L121 163ZM131 164V163H130ZM166 164V163H165ZM31 165H32V163H31ZM35 165H38V163L36 164L35 163ZM99 165V164H98ZM129 165V164H128ZM7 166V165H6ZM8 166V167H9ZM16 166V165H15ZM18 166H20V164L18 165ZM110 166V165H109ZM116 166H119V165H117L116 164ZM127 166V165H126ZM136 166V165H135ZM25 167V166H24ZM29 167V166H28ZM41 167V165L39 166V168ZM7 168V167H6ZM17 168V167H16ZM22 168H23V166H22ZM22 168H20V169H22ZM27 168V167H26ZM34 168V167H33ZM35 168H36V166H35ZM94 168V167H93ZM108 168V167H107ZM121 168V167H120ZM129 168V167H128ZM131 168V167H130ZM0 169H2V168H0ZM11 169V168H10ZM13 169V168H12ZM24 169V168H23ZM38 169V168H37ZM41 169V168H40ZM102 169V168H101ZM110 169V168H109ZM114 169H116V168H114ZM123 169V168H122ZM125 169H127V168H125ZM99 170V169H98ZM107 170V169H106ZM119 170V169H118ZM118 170H116V171H118ZM22 171V170H21ZM32 171H33V169H32ZM37 171V170H36ZM125 171V170H124ZM96 172H98L97 171V169H96ZM100 172V171H99ZM121 172V171H120ZM123 172V171H122ZM129 172V171H128ZM131 172V171H130ZM129 172V173H130ZM95 173V172H94ZM101 173V172H100ZM109 173V172H108ZM112 173H114V172H112ZM117 173V172H116ZM115 173V175H118V174H116ZM22 175V174H21ZM104 175V174H103ZM110 175V174H109ZM92 176V175H91ZM98 176V175H97ZM1 177V176H0ZM99 177V176H98ZM120 177H122L121 175H120ZM103 178V177H102ZM1 179V178H0ZM94 180H93V182H92V184L93 185H95V184H98V183H100L99 182V180L100 179H97V177H96V179L95 178H93ZM112 179H114V178H112ZM123 179V178H122ZM127 179V178H126ZM172 179V178H171ZM103 180V179H102ZM115 180V179H114ZM129 180V179H128ZM132 180V179H131ZM176 180V179H175ZM179 180V179H178ZM101 181V180H100ZM110 181V180H109ZM130 181V180H129ZM174 181V180H173ZM102 182V181H101ZM107 182V181H106ZM128 182V181H127ZM179 182V181H178ZM112 183V182H111ZM102 184H103V182H102ZM109 184V183H108ZM107 184V185H108ZM123 184V183H122ZM130 184V183H129ZM134 184V183H133ZM174 184V183H173ZM172 184V185H173ZM99 185H101V184H99ZM99 185H96L97 187L99 186ZM106 185V184H105ZM128 184H126L125 186H124V188L127 186ZM132 184H130V185H128V187L129 186H131ZM182 185V184H181ZM183 185H185V184H183ZM174 186V185H173ZM190 186V185H189ZM189 186H181V188H179V189H181L180 191H182V192H184V193H186V192H188L189 191ZM217 186V185H216ZM127 187V189H131L130 187L128 188ZM191 187V186H190ZM223 187V186H222ZM101 188V187H100ZM120 188V187H119ZM133 188V187H132ZM173 188V187H172ZM176 189V188H175ZM204 189V188H203ZM129 190H128V192H129ZM194 190V189H193ZM223 190V189H222ZM108 191V190H107ZM124 191V190H123ZM131 191H132V189H131ZM191 192V195H193L192 193H194V192H192V190H190ZM200 191V190H199ZM205 191V190H204ZM224 191V190H223ZM111 192H113V191H111ZM115 192V191H114ZM196 192V191H195ZM201 192L203 193V190H201ZM200 192V193H201ZM119 192H117V194H118ZM130 193V192H129ZM197 193V192H196ZM199 193V194H200ZM100 194V193H99ZM121 194V193H120ZM125 194V193H124ZM128 194V193H127ZM126 194V195H127ZM135 194V193H134ZM143 194V193H142ZM188 194V193H187ZM186 194V195H187ZM105 195V194H104ZM103 195V196H104ZM116 194H114V196H115ZM129 195V194H128ZM182 195H184L183 193H182ZM194 195H196L195 193H194ZM204 194H201V197L203 196ZM108 196V195H107ZM110 196V197H109ZM108 197L109 198H113L114 196L113 195H109ZM119 196V195H118ZM131 196V195H130ZM134 196V195H133ZM132 196V197H133ZM137 196V195H136ZM185 196V195H184ZM190 196V195H189ZM200 196V195H199ZM100 197V196H99ZM186 197V196H185ZM195 198H196V196H194ZM95 198H96V196H95ZM103 198V197H102ZM117 198V197H116ZM187 198V197H186ZM191 198V197H190ZM192 198H193V196H192ZM192 198H191V201H194V199L192 200ZM200 198V197H199ZM122 199H125V198H122ZM122 199H120L121 200V202H122ZM114 200V199H113ZM129 200H130V198H129ZM137 200V199H136ZM139 200V199H138ZM106 201V200H105ZM115 201V200H114ZM114 201H113V204H114ZM117 201V200H116ZM125 201V200H124ZM127 201V200H126ZM112 202V201H111ZM116 203V202H115ZM119 203V202H118ZM128 203V202H127ZM102 204V203H101ZM100 204V205H101ZM112 204V205H113ZM124 204V203H123ZM140 204V203H139ZM114 208V207H113ZM128 209V208H127ZM111 210V209H110ZM113 210V209H112ZM125 210V209H124ZM103 211V210H102ZM115 211V210H114ZM113 211V212H114ZM118 211V210H117ZM121 211V210H120ZM128 211V210H127ZM131 211V210H130ZM101 212V211H100ZM112 211H110V213H111ZM123 213V212H122ZM128 213V212H127ZM121 214V213H120ZM124 214V213H123ZM238 215V214H237ZM107 216V215H106ZM112 216H113V214H112ZM109 217V216H108ZM237 217V216H236ZM96 225V224H95ZM101 226H103V225H101ZM88 229V228H87ZM94 229V228H93ZM103 229V228H102ZM95 230V229H94ZM92 231V230H91ZM102 232V231H101ZM103 233V232H102ZM101 233V234H102ZM93 234V233H92ZM91 234V235H92ZM98 235V234H97ZM95 237L97 238V236L95 235ZM100 239V238H99ZM102 239H103V237H102ZM94 240V239H93ZM103 241V240H102ZM93 242V241H92ZM101 242V241H100ZM95 243V242H94ZM102 243H104V242H102ZM100 244V243H99ZM91 245V244H90ZM93 245H95V244H93ZM232 245H234V244H232ZM231 245V246H232ZM98 246V245H97ZM103 246V245H102ZM237 245H235V247H236ZM244 246V245H243ZM234 247V248H235ZM239 247H241V246H239ZM239 247H237V249H239ZM260 247V246H259ZM262 247V246H261ZM260 247V248H261ZM230 248H232V247H230ZM229 248V249H230ZM246 247L244 246V249H245ZM228 249V250H229ZM237 249H235L234 251H236ZM243 249V250H244ZM262 249V248H261ZM204 250V249H203ZM227 250V249H226ZM230 250H232V249H230ZM239 250H241L242 251V248L241 249H239ZM247 250V249H246ZM94 251H95V248H94ZM233 251V250H232ZM238 251V250H237ZM240 251V252H241ZM247 251H249V250H247ZM263 251V250H262ZM239 252V253H240ZM246 252V251H245ZM259 253L261 252V251H258ZM205 253V252H204ZM228 253H230V252H228ZM233 253V252H232ZM242 253H243V251H242ZM241 253V254H242ZM251 253H253V252H251ZM234 254V253H233ZM237 254H238V252L236 253V256L235 257H237ZM255 254V253H254ZM201 255V254H200ZM235 255V254H234ZM248 254L246 253V255L244 254V256H247ZM259 254H257V257H258V259H260V257L258 256ZM263 255V254H262ZM208 256H210L209 254H208ZM249 256V255H248ZM251 256H253V254H251ZM261 256V255H260ZM204 257V256H203ZM202 257V258H203ZM240 257V259L243 257H241V256H239ZM239 257H237V258H239ZM261 257H263L264 258V256H261ZM201 258V257H200ZM244 258V257H243ZM251 259H253V258H255V256L254 257H250ZM263 258L262 259H260V260H263ZM241 260H243L244 261V259H241ZM240 260H238V262H239ZM259 261V260H258ZM264 261V260H263ZM254 262V261H253ZM251 263V262H250ZM258 264H259V262H257ZM256 263V264H257ZM264 263V262H263ZM251 264H253V263H251ZM254 264H255V262H254ZM260 264H261V262H260Z\"/></svg>", "mask_w": 264, "mask_h": 264}]
</instances>
